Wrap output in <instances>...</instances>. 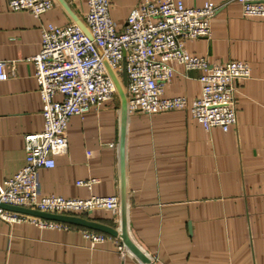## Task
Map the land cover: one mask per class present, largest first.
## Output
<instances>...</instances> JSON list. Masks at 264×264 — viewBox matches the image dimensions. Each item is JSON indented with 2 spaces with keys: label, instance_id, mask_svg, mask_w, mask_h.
Returning a JSON list of instances; mask_svg holds the SVG:
<instances>
[{
  "label": "crops",
  "instance_id": "obj_1",
  "mask_svg": "<svg viewBox=\"0 0 264 264\" xmlns=\"http://www.w3.org/2000/svg\"><path fill=\"white\" fill-rule=\"evenodd\" d=\"M53 1L37 18L0 0V61L8 64L7 79L0 81V187L25 165V137L44 129L32 61L41 50V27L75 22ZM65 1L84 23L87 3ZM109 1L122 28L142 0ZM182 1L187 7L208 1L219 6L211 36L187 41L191 55L251 67V77L236 84L237 123L228 131L207 130L189 110H176L128 113L123 127L117 94L71 118L68 151L55 157L54 168L39 171L40 191L67 199H120L124 183L129 235L154 264H264V18L245 17L235 1ZM173 66L164 96L199 97L200 72ZM91 180V186L78 185ZM76 216L122 227L121 206L118 217L105 209ZM65 224L58 229L0 222V264H144L127 248L122 252L116 237L103 233L107 239L91 247L84 231L95 230Z\"/></svg>",
  "mask_w": 264,
  "mask_h": 264
},
{
  "label": "built area",
  "instance_id": "obj_2",
  "mask_svg": "<svg viewBox=\"0 0 264 264\" xmlns=\"http://www.w3.org/2000/svg\"><path fill=\"white\" fill-rule=\"evenodd\" d=\"M87 3L84 24L88 36L75 22L65 26L41 27V50L33 57L35 78L43 103L44 129L25 137L26 162L0 187V204L33 209L44 213L76 216L105 209L119 216L120 199L91 196L67 199L43 195L39 171L54 168L56 156L67 153L66 131L74 116H83L116 97L117 90L106 64L120 76L126 60L128 112L153 115L189 110L207 130L224 131L237 123L236 84L251 77V67L242 61L211 64L206 57L191 55L189 40L209 38L212 20L219 6L206 2L187 7L182 0H142L120 28L111 16L109 0H83ZM242 5L245 17L264 18V0H229ZM12 11H28L40 18L51 10L53 0H8ZM199 71L201 93L189 101L185 96L165 97L175 69ZM8 64L0 61V81L7 79ZM95 180L79 181L91 186ZM32 221L40 227L68 228L62 222L16 213L0 207V222ZM91 247L104 242L100 232L84 231ZM123 252L124 246L119 245Z\"/></svg>",
  "mask_w": 264,
  "mask_h": 264
},
{
  "label": "water",
  "instance_id": "obj_3",
  "mask_svg": "<svg viewBox=\"0 0 264 264\" xmlns=\"http://www.w3.org/2000/svg\"><path fill=\"white\" fill-rule=\"evenodd\" d=\"M60 3L64 6V8L70 13V15L75 20V23L78 24L81 29L90 36V33L84 23L79 20L75 14L71 11L68 3H66L65 0H59ZM108 72L111 76V78L114 81V84L116 86L117 94L119 95L121 99V106H122V114H123V127H125L126 124V118L128 115V97L126 93V85H127V65L126 60H123L122 63V73L120 76H117L113 70L106 64ZM122 143H124V139L122 140ZM122 159H124V147L122 145ZM122 169H124V166H122ZM124 173V172H123ZM124 177V176H123ZM120 206H121V230L113 229L112 227H109L107 225L93 222L90 220H87L82 217L77 216H68V215H57V214H50V213H44L33 209H27V208H21V207H15L10 206L6 204H0V207L13 211L20 214H25L37 218H41L44 220L49 221H56V222H62V223H68L73 225H78L81 227H85L91 230L99 231L102 233H106L109 235H112L116 237L117 239L121 240L124 248H127L130 250L140 261H142L144 264H154L151 259L136 245V243L131 239L128 229H127V219H126V191H125V185L123 183V191L120 198Z\"/></svg>",
  "mask_w": 264,
  "mask_h": 264
},
{
  "label": "rangeland",
  "instance_id": "obj_4",
  "mask_svg": "<svg viewBox=\"0 0 264 264\" xmlns=\"http://www.w3.org/2000/svg\"><path fill=\"white\" fill-rule=\"evenodd\" d=\"M116 96H117V94H116Z\"/></svg>",
  "mask_w": 264,
  "mask_h": 264
}]
</instances>
